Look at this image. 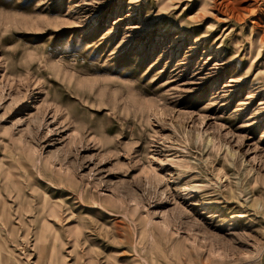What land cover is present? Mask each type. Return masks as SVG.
Returning <instances> with one entry per match:
<instances>
[{"label": "rangeland", "instance_id": "374dc122", "mask_svg": "<svg viewBox=\"0 0 264 264\" xmlns=\"http://www.w3.org/2000/svg\"><path fill=\"white\" fill-rule=\"evenodd\" d=\"M0 209V264H256L264 0H0Z\"/></svg>", "mask_w": 264, "mask_h": 264}, {"label": "bare ground", "instance_id": "6f19581e", "mask_svg": "<svg viewBox=\"0 0 264 264\" xmlns=\"http://www.w3.org/2000/svg\"><path fill=\"white\" fill-rule=\"evenodd\" d=\"M250 206L253 207V208L257 207L258 209L261 208V206L259 204H256V203L251 204ZM3 214H4V209H0V225L3 224L5 226L6 223L8 222V219L6 217H4ZM263 216H264V213H263ZM262 259H264V249L259 254V257H258V260H257L256 264H262Z\"/></svg>", "mask_w": 264, "mask_h": 264}, {"label": "water", "instance_id": "95a60500", "mask_svg": "<svg viewBox=\"0 0 264 264\" xmlns=\"http://www.w3.org/2000/svg\"><path fill=\"white\" fill-rule=\"evenodd\" d=\"M262 264H264V259H262Z\"/></svg>", "mask_w": 264, "mask_h": 264}]
</instances>
